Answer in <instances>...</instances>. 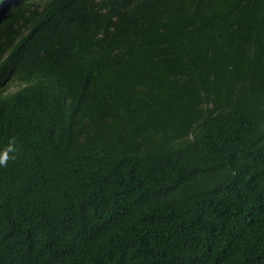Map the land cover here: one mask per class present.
Returning <instances> with one entry per match:
<instances>
[{
	"label": "trees",
	"instance_id": "obj_1",
	"mask_svg": "<svg viewBox=\"0 0 264 264\" xmlns=\"http://www.w3.org/2000/svg\"><path fill=\"white\" fill-rule=\"evenodd\" d=\"M0 264H264V0H0Z\"/></svg>",
	"mask_w": 264,
	"mask_h": 264
},
{
	"label": "rangeland",
	"instance_id": "obj_2",
	"mask_svg": "<svg viewBox=\"0 0 264 264\" xmlns=\"http://www.w3.org/2000/svg\"><path fill=\"white\" fill-rule=\"evenodd\" d=\"M3 86L9 87V90H14L16 88L13 85H8L7 83H5Z\"/></svg>",
	"mask_w": 264,
	"mask_h": 264
}]
</instances>
